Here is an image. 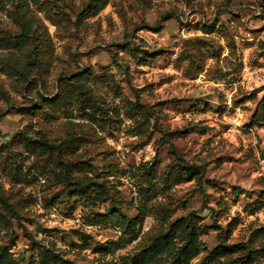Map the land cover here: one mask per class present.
<instances>
[{
    "label": "rangeland",
    "instance_id": "1",
    "mask_svg": "<svg viewBox=\"0 0 264 264\" xmlns=\"http://www.w3.org/2000/svg\"><path fill=\"white\" fill-rule=\"evenodd\" d=\"M1 37L0 251L130 264L179 219L177 264H264V0H0Z\"/></svg>",
    "mask_w": 264,
    "mask_h": 264
},
{
    "label": "trees",
    "instance_id": "2",
    "mask_svg": "<svg viewBox=\"0 0 264 264\" xmlns=\"http://www.w3.org/2000/svg\"><path fill=\"white\" fill-rule=\"evenodd\" d=\"M23 37H26L25 34H20L19 37L15 41L14 46L21 45L23 41ZM4 40V37L0 38V43ZM8 44V43H4ZM7 46V45H6ZM47 100V99H43ZM53 100V99H52ZM50 100V101H52ZM142 208L139 207L138 213L136 217L131 219H126L122 214H119L122 221L124 223H139L142 219ZM179 231L177 235L176 232ZM185 234L184 237L182 236ZM175 236H179V240L182 241V245L179 248H171L172 244H170ZM171 245V246H170ZM196 237L195 232L191 229L187 222H183L179 219H176L167 229L165 233L158 234L146 248L142 249L140 253L136 254L131 258L130 264H156L160 261L161 255L167 252L171 260L169 262L163 264H177L182 259H188L192 254V251L195 249ZM239 247L237 245L231 246L229 248L234 249ZM0 264H18L16 263L10 253L7 251H0Z\"/></svg>",
    "mask_w": 264,
    "mask_h": 264
},
{
    "label": "water",
    "instance_id": "3",
    "mask_svg": "<svg viewBox=\"0 0 264 264\" xmlns=\"http://www.w3.org/2000/svg\"><path fill=\"white\" fill-rule=\"evenodd\" d=\"M135 50H138V51H143V49H140V48H137V47H134ZM3 143H5V140L3 141Z\"/></svg>",
    "mask_w": 264,
    "mask_h": 264
},
{
    "label": "built area",
    "instance_id": "4",
    "mask_svg": "<svg viewBox=\"0 0 264 264\" xmlns=\"http://www.w3.org/2000/svg\"><path fill=\"white\" fill-rule=\"evenodd\" d=\"M262 165L264 166V161L262 162Z\"/></svg>",
    "mask_w": 264,
    "mask_h": 264
}]
</instances>
